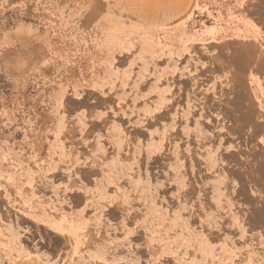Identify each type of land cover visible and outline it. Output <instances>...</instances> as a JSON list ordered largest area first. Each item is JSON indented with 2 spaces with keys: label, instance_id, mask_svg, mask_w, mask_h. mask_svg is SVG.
I'll use <instances>...</instances> for the list:
<instances>
[{
  "label": "rangeland",
  "instance_id": "1",
  "mask_svg": "<svg viewBox=\"0 0 264 264\" xmlns=\"http://www.w3.org/2000/svg\"><path fill=\"white\" fill-rule=\"evenodd\" d=\"M240 36L264 0H0V264H264L262 135L206 108Z\"/></svg>",
  "mask_w": 264,
  "mask_h": 264
},
{
  "label": "crops",
  "instance_id": "2",
  "mask_svg": "<svg viewBox=\"0 0 264 264\" xmlns=\"http://www.w3.org/2000/svg\"><path fill=\"white\" fill-rule=\"evenodd\" d=\"M255 36H240L219 50L215 63L233 92L210 100V114L238 119L236 132L262 135L264 142V49ZM223 84V83H222ZM226 84V83H225ZM249 123L245 129V124Z\"/></svg>",
  "mask_w": 264,
  "mask_h": 264
}]
</instances>
